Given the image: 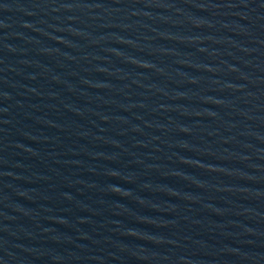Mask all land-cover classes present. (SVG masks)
I'll return each mask as SVG.
<instances>
[{"label": "water", "instance_id": "water-1", "mask_svg": "<svg viewBox=\"0 0 264 264\" xmlns=\"http://www.w3.org/2000/svg\"><path fill=\"white\" fill-rule=\"evenodd\" d=\"M0 264H264V0H0Z\"/></svg>", "mask_w": 264, "mask_h": 264}]
</instances>
